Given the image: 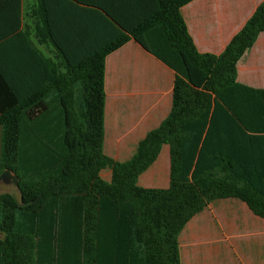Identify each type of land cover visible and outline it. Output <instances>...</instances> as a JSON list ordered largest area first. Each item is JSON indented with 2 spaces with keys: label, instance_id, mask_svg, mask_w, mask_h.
Returning a JSON list of instances; mask_svg holds the SVG:
<instances>
[{
  "label": "trees",
  "instance_id": "obj_1",
  "mask_svg": "<svg viewBox=\"0 0 264 264\" xmlns=\"http://www.w3.org/2000/svg\"><path fill=\"white\" fill-rule=\"evenodd\" d=\"M187 1L157 0L83 35L38 30L55 59L26 32L17 71L0 63V169L19 192L0 193V264H180L178 234L209 201L236 197L264 218V174H250L223 126L264 131V88L236 80L237 60L264 31V1L219 54L195 47L179 12ZM130 38L174 80L167 116L117 161L102 151L105 57ZM163 143L168 186H140Z\"/></svg>",
  "mask_w": 264,
  "mask_h": 264
},
{
  "label": "crops",
  "instance_id": "obj_2",
  "mask_svg": "<svg viewBox=\"0 0 264 264\" xmlns=\"http://www.w3.org/2000/svg\"><path fill=\"white\" fill-rule=\"evenodd\" d=\"M156 1L0 0V63L17 71L14 67L25 57L26 32L44 56L55 59L52 44L38 41V30L81 35L102 31L110 26L104 18L127 22ZM263 1L189 0L179 12L197 50L219 54ZM173 80L174 71L133 38L106 55L104 154L117 161L133 155L138 141L167 116ZM236 80L264 88V31L237 60ZM223 126L226 145L239 142L250 174H264V131L235 135L231 121ZM169 152V144L163 143L155 160L138 176L140 186H168ZM99 174L109 181L111 170L102 168ZM177 240L180 264H264V218L236 197L209 201L186 222Z\"/></svg>",
  "mask_w": 264,
  "mask_h": 264
},
{
  "label": "rangeland",
  "instance_id": "obj_3",
  "mask_svg": "<svg viewBox=\"0 0 264 264\" xmlns=\"http://www.w3.org/2000/svg\"><path fill=\"white\" fill-rule=\"evenodd\" d=\"M45 54H49L47 49H44ZM8 192L13 194L16 198L19 197V192L15 184V177L10 170L0 169V193ZM2 234L0 233V236Z\"/></svg>",
  "mask_w": 264,
  "mask_h": 264
}]
</instances>
